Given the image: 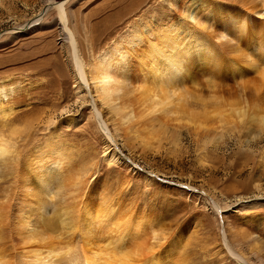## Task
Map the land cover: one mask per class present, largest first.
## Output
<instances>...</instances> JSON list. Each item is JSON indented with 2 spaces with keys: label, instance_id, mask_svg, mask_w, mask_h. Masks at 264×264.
Instances as JSON below:
<instances>
[{
  "label": "rangeland",
  "instance_id": "obj_1",
  "mask_svg": "<svg viewBox=\"0 0 264 264\" xmlns=\"http://www.w3.org/2000/svg\"><path fill=\"white\" fill-rule=\"evenodd\" d=\"M59 3L65 4L67 26L75 31L78 52L85 62L132 35L135 23L143 34L147 20L151 24L165 21L169 12L162 0H0V83L15 86L16 106L0 123V135L14 149L13 167L22 171L33 167L28 164L38 150L49 155L62 147L64 178L51 185V194L41 195L33 178L24 188L14 183L11 171L0 173V211L7 213L4 228L0 224V256L8 264H30L31 260L39 264L31 257L39 241L29 239L27 233L42 228L46 220L50 225L44 246L56 245V250L50 247L56 251L50 255L51 262L73 264L63 249L72 246L80 255L79 264H84L82 232L61 226L55 214L66 211L76 216L83 203L95 212L103 200L115 213L110 223L95 225V239L116 237L127 219L143 222L142 244L134 264H144L153 254L172 264H234L223 245L225 234L233 245H240L247 263L263 262L264 131L259 124L245 118L248 121H241L242 126L230 115L218 118L209 114L190 122L182 114H168L163 128L157 124L160 130L150 134L149 122L138 116L147 101L134 88L143 79L146 88L151 86L139 61L145 47L142 35L137 42L142 43V50L130 56L129 93L119 95L115 103L129 106L132 115L123 125H116L119 137L112 147L100 130L91 98L80 104L76 100L69 46L55 23L53 6ZM98 103L95 108H100V116L113 132L110 121L115 116ZM114 151L121 161H107L105 153ZM21 204L33 210L28 219L31 226L26 229L18 226H23L19 220L26 216L18 212ZM44 246L41 256L48 247ZM87 247L95 251L94 245Z\"/></svg>",
  "mask_w": 264,
  "mask_h": 264
},
{
  "label": "bare ground",
  "instance_id": "obj_2",
  "mask_svg": "<svg viewBox=\"0 0 264 264\" xmlns=\"http://www.w3.org/2000/svg\"><path fill=\"white\" fill-rule=\"evenodd\" d=\"M162 2L169 10L165 21H153L151 24L147 20L143 34H141L143 30L138 31L139 29L135 25L137 23H135L132 35L122 37L97 55L90 56L88 62L81 59L75 31L67 26L68 16L65 4L59 3L53 6V9L57 11L55 23L69 46L72 71L77 85L76 100L80 104L87 98L88 100L91 98L97 123L102 133L105 132L108 136L110 144L115 145L116 138L119 137V129L116 125H123L124 121L130 120V115H132V111L127 108L129 106H117L115 103L119 95L129 93L128 87H130L129 82L132 78L131 74L129 75V71L132 69L130 56L133 52L139 54L138 49L142 50L139 45L142 43L145 47L139 61L145 67L144 74L149 77V82L146 83L147 85L150 83L151 86L146 88L143 79L141 82L143 84L134 88L139 90L141 95L143 93L145 97L143 100L147 101L144 102L146 106L143 111H138V116L145 117L146 122H149L148 132L150 134L160 130L158 127L156 128L157 124L160 125L159 128H163L161 127L165 125L163 118L168 114H182L190 122L198 121L209 114H217L218 118L230 115L238 122L247 118L251 122H257L260 130L264 131V0H162ZM141 36L142 43H137ZM202 79H205V83ZM14 94L15 86L0 83V123L5 117L11 115L16 107ZM88 94H90L89 97ZM95 102H99L98 105L100 104L101 108H107L109 113L115 116L110 121L113 132L107 127L108 123L100 116L98 111L100 108L98 110L95 108L97 106ZM126 108L128 116L124 110ZM160 113L163 114L162 117ZM147 117L150 119L148 120ZM247 119L245 122L248 121ZM9 143L8 139L6 140L0 135V173L11 171L15 177L14 183H21L25 188L26 182H30L33 178L37 192L41 195H48L54 182H64V178H62L63 164H61L62 159L60 158L63 156L62 147L56 148L53 154L49 155L44 154L47 151L38 153V150L31 156L30 164H28L33 167L22 171L13 167L11 158L14 149H11V143ZM112 147L114 146L112 145ZM108 152L104 155L107 161H121L115 151ZM117 153L120 154L119 151ZM51 155H54L56 159H51ZM122 158L124 157L122 156ZM22 186L20 187L23 188ZM59 186L61 187L62 184ZM2 199L5 200V198ZM82 206L76 216L74 213L66 211L54 214L61 221V226L82 232L83 247L94 245L92 250L95 251H91V247L90 249L88 247V249L81 248L83 263L134 264V256L137 255L142 244L141 235L144 226L141 225L143 222L134 220L135 218L134 221L131 218L127 219L122 222L123 227L116 237H104L97 240L93 236L92 229L95 228V225L101 226L102 223L113 221L114 210L109 203L103 200H101L99 208L94 210L95 212L91 211L85 203ZM19 207L22 209L18 212L23 215L26 213V216L23 221L21 218L19 220L23 226L19 225L20 223L18 226L24 229L29 228L31 225H29L28 219L30 218L29 213L33 212L32 207L28 205L24 208L22 204ZM216 208L220 209L218 205ZM40 215L42 217V214ZM6 217L7 213L1 210L0 224H2V228L6 223ZM58 220L57 222H59ZM45 221H42L43 226L39 230H28L30 231L27 233L30 234L29 239L32 236L39 241L36 243L37 248L31 251V257H33L34 263L53 264L50 255L54 251H51L50 247L55 248L56 245L51 246L52 243L49 247L46 244L50 249L44 246L45 231L50 225ZM47 243L50 242L47 241ZM223 245L233 256L234 264H249L247 263L248 257L245 259V254L240 250V245H233L227 239L226 234L223 235ZM42 246L46 249L45 256H41L42 249L40 248ZM57 247V251H59L60 246ZM68 247L63 249H66L64 253L72 258L70 263L79 264L80 255L74 253V250L71 249L72 246ZM59 261H61L60 258ZM29 262L33 264L32 260ZM57 262L56 260V264ZM19 263L21 264V262ZM170 263L154 254L144 262V264ZM0 264H8L4 256L3 258L0 256ZM259 264H264V261Z\"/></svg>",
  "mask_w": 264,
  "mask_h": 264
}]
</instances>
